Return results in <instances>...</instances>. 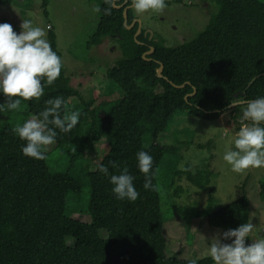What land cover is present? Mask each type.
<instances>
[{
  "label": "trees",
  "instance_id": "obj_1",
  "mask_svg": "<svg viewBox=\"0 0 264 264\" xmlns=\"http://www.w3.org/2000/svg\"><path fill=\"white\" fill-rule=\"evenodd\" d=\"M12 1L0 0V6H8ZM39 1L46 17L48 0ZM123 1L114 0L105 15V0H97L99 20L87 43V47L99 46L106 38L117 42L121 56L106 72V78L121 91L122 98L112 108L98 117L105 101L95 105L98 95L84 99L70 85L62 63L60 75L51 85L41 80L43 94L39 99L21 98L20 103L26 105L27 113L32 116L47 106L45 101L60 96L61 115L69 107L79 115L77 125L68 133L57 130L55 147L77 148L80 153L70 154V160L75 162L84 157L91 163L92 156L98 153L95 145L105 140L98 155L107 149L96 168L82 169L77 176L69 170L52 173L47 168L45 154L42 160L22 155L24 142L9 126H0V264H187V259L165 254L164 221L156 179L166 149L157 139L176 112L205 121L229 112L232 114L229 122H236L235 113L239 117L238 111H243L246 101L264 96V0H214L216 10L204 29L193 40L176 47L148 39L149 34L143 35L144 29L135 39L137 23L130 30L123 23V8L130 6L132 0H127L124 7L115 8ZM173 1L165 0V4ZM133 19L129 8L126 25ZM49 26L47 40L61 59ZM150 47L153 51L145 55ZM160 65L161 74L168 82L183 87L176 89L157 77ZM193 90L194 94L189 96ZM5 99L0 97V104ZM237 102L244 103L230 107ZM3 110H9L6 104ZM86 125L89 126L81 136V127ZM201 146L196 144L197 148ZM140 150L153 158L152 186L147 190L142 187L143 174L136 167L135 153ZM101 165L108 168L109 174L126 167L134 177L137 199L117 200L108 177L98 171ZM165 171L168 185L173 178L181 176L200 190L206 189L210 182L207 168L179 171L174 165ZM83 187L90 191L89 223L64 215L66 194H80ZM244 187L245 183L236 200L207 211L209 226L227 230L248 222L249 203ZM174 190L173 195L179 196L181 190ZM208 192L212 193V188ZM259 194L264 199V181L259 183ZM197 264L213 262L204 257L197 259Z\"/></svg>",
  "mask_w": 264,
  "mask_h": 264
},
{
  "label": "rangeland",
  "instance_id": "obj_2",
  "mask_svg": "<svg viewBox=\"0 0 264 264\" xmlns=\"http://www.w3.org/2000/svg\"><path fill=\"white\" fill-rule=\"evenodd\" d=\"M93 8L99 9L97 0H48L47 16L44 17L39 0H14L8 6H0V22L9 23L13 31L18 33L21 20L31 19L34 26L44 29L46 36L49 30L47 25H50L56 37L64 74L70 79V85L84 99H89L90 96L96 98L98 95L95 105L105 101L104 108L97 113L101 117L122 98L121 91L107 82L106 78V72L121 54L114 38L104 39L99 46L87 47L89 37L99 20V11H93ZM130 9L141 29L150 32L148 39L153 38L165 46L176 47L193 40L204 29L213 10H216V4L214 0H174L159 12L138 14L132 7ZM70 101L76 103V100ZM69 111L73 109L69 107ZM238 113L239 117L235 113L237 121L229 122L232 115L229 112L210 121L185 112H176L165 132L158 136L157 143L166 149L156 180L164 221L162 230L166 240L165 254L169 257L187 260L208 257L207 243L213 235H218L224 229L207 224V211H215L236 200L244 183L249 203L248 221L255 226L249 239L254 241L259 236H264V199L259 194V183L264 181V168H250L236 173L222 159L226 151L234 149L235 134L243 123L242 111L239 110ZM29 118L31 115L27 113L26 105L22 104L14 110L0 111V126L6 124L14 131L17 124H22ZM88 126L81 127V136H84ZM104 141L95 145L97 155L103 151ZM196 144L202 146L197 148ZM46 149L44 154L50 172L69 170L77 176L82 169H95L107 147L101 155H93L91 163L90 160L86 162L84 157H79L75 162L70 160V154L80 153L77 148H57L53 143L46 146ZM174 165L179 171L185 168L192 172L209 169L210 182L206 189H197L186 181L185 176L173 178L171 182L168 180V185L165 169L169 167L171 170ZM209 187L212 188V193L208 192ZM174 189L181 190L179 196L173 195ZM89 196L87 187H83L80 194L68 192L64 215L89 223ZM248 243L251 241L246 240V244Z\"/></svg>",
  "mask_w": 264,
  "mask_h": 264
},
{
  "label": "clouds",
  "instance_id": "obj_3",
  "mask_svg": "<svg viewBox=\"0 0 264 264\" xmlns=\"http://www.w3.org/2000/svg\"><path fill=\"white\" fill-rule=\"evenodd\" d=\"M114 0H105L107 15ZM136 13L159 12L165 0H132ZM93 11H99L93 8ZM20 31H13L7 22H0V111L6 104L9 110L16 109L21 98L39 99L43 94L41 80L51 85L60 75L61 59L52 50L43 28L34 26L31 19L21 20ZM47 105L38 114L32 115L14 127L15 135L24 143L21 154L33 160H42L46 146L55 143L57 130L68 133L78 122V112L69 111L61 115L63 100L60 96L45 101ZM242 123L235 134L234 149L226 151L222 159L236 173L252 168H264V96L245 102ZM136 167L143 174L142 187L150 189L153 158L146 151L135 153ZM115 167V165H113ZM98 171L108 177L111 192L117 200L133 202L138 192L133 185L134 177L126 167L116 174H109L101 165ZM254 225L251 221L213 235L207 243V255L213 264H264V236L250 240ZM247 241L251 243L246 244ZM222 241H229L227 243ZM187 264H197V259H188Z\"/></svg>",
  "mask_w": 264,
  "mask_h": 264
},
{
  "label": "water",
  "instance_id": "obj_4",
  "mask_svg": "<svg viewBox=\"0 0 264 264\" xmlns=\"http://www.w3.org/2000/svg\"><path fill=\"white\" fill-rule=\"evenodd\" d=\"M126 2H127V0H124V2H123L121 5H119V6H115V8H116V9H119V8H121V7H124L125 4H126ZM130 7H131V5H130V6H125V7L123 8V19H124V20H123V23H124V25H125V27H126L127 30H130V29L134 26V24L137 23V29H136V32H135V34H134V37H135V39H136V37H137V36L140 34V32H141V26H140V23H139L137 20H133V21L131 22L130 25H126V22H127V10H128ZM146 34H149V35H150V32H149V31H145V32L143 33L144 36H146ZM135 41H136V43H139L137 40H135ZM152 51H153V48L150 47L149 51L146 52L145 55H149V54H151ZM143 59H145L146 61H149V59H146L144 56H143ZM161 71H162V66L160 65L159 68L156 70V75H157V77H159V78H163L165 81H167V79H166L165 77L162 76ZM167 82H168V81H167ZM168 83H169L172 87H174V88H176V89H180V88L183 87V85L177 86V85L171 84L170 82H168ZM193 94H194V90H193V93L190 94L189 96H191V95H193ZM240 103H244V102H237V103H234V104L230 105V107H232V106H234V105H236V104H240Z\"/></svg>",
  "mask_w": 264,
  "mask_h": 264
},
{
  "label": "flooded vegetation",
  "instance_id": "obj_5",
  "mask_svg": "<svg viewBox=\"0 0 264 264\" xmlns=\"http://www.w3.org/2000/svg\"><path fill=\"white\" fill-rule=\"evenodd\" d=\"M123 2H124V1H123ZM134 19H135V18H134ZM134 19H133V20H134Z\"/></svg>",
  "mask_w": 264,
  "mask_h": 264
}]
</instances>
